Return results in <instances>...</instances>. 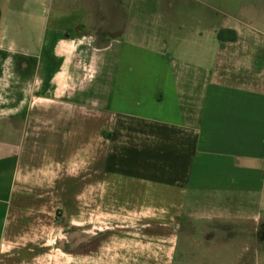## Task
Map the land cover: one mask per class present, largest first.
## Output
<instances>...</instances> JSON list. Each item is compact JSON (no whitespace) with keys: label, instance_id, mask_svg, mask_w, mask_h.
<instances>
[{"label":"crops","instance_id":"obj_1","mask_svg":"<svg viewBox=\"0 0 264 264\" xmlns=\"http://www.w3.org/2000/svg\"><path fill=\"white\" fill-rule=\"evenodd\" d=\"M14 58L0 264H264V0H0Z\"/></svg>","mask_w":264,"mask_h":264},{"label":"rangeland","instance_id":"obj_2","mask_svg":"<svg viewBox=\"0 0 264 264\" xmlns=\"http://www.w3.org/2000/svg\"><path fill=\"white\" fill-rule=\"evenodd\" d=\"M72 58V57H71ZM73 68L76 71L80 70L82 67V62L80 63V57L74 56ZM77 65V66H76ZM27 67L23 66L21 59L14 58L6 63L5 65H0V108L4 110L15 109L19 106L20 101L27 96L29 93L36 91L34 86H32L34 79L31 78L29 73H25ZM84 73V72H83ZM216 228V226H215ZM235 227L231 224H221L219 225V231L215 230L209 235L210 239L218 238L230 240L232 236L237 233L233 231ZM195 234V233H194ZM195 235H198L196 233ZM194 238V237H193ZM198 238V237H197ZM248 232H241L240 239H248ZM179 254L182 256V249H179ZM204 249H191L192 255H188L187 258H181L178 264H231V249H225L228 252L225 254L224 263H219V259H206L199 257V251ZM215 250V249H212ZM244 250V249H243ZM246 250V249H245ZM179 255V256H180ZM217 255V254H216Z\"/></svg>","mask_w":264,"mask_h":264}]
</instances>
